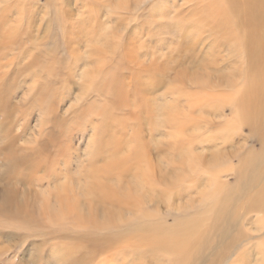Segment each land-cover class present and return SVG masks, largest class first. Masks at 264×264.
I'll list each match as a JSON object with an SVG mask.
<instances>
[{
  "label": "rangeland",
  "instance_id": "374dc122",
  "mask_svg": "<svg viewBox=\"0 0 264 264\" xmlns=\"http://www.w3.org/2000/svg\"><path fill=\"white\" fill-rule=\"evenodd\" d=\"M136 1L0 0V94L6 91L0 106V264L81 261L74 238L86 231L82 216L90 213L98 224L111 212L136 215L115 199L96 198V211L87 192L97 196L101 186L133 192L148 170L153 185L144 208L156 212L154 221L176 226V219L203 205L205 188L194 190L191 174L180 170L185 163L176 157L185 160L188 151L181 138L174 148L168 114L172 91L180 87L184 97L186 89V82L175 78L193 80L196 66V72L214 68L202 60L212 38L193 57L172 29L175 0H144L134 10ZM187 3L183 16L190 10ZM13 156L20 167L9 165ZM202 174V169L196 173L200 180ZM229 182L234 184V175ZM5 196L12 202L6 206ZM62 213L64 218L55 220ZM257 224L264 220L256 214L242 221L236 235L246 234L247 240L219 264H264V231ZM109 231L90 232L118 233ZM118 248L95 255L89 264H108ZM124 255L114 264H130ZM164 256L152 261L162 264ZM143 258L151 263V256Z\"/></svg>",
  "mask_w": 264,
  "mask_h": 264
},
{
  "label": "bare ground",
  "instance_id": "6f19581e",
  "mask_svg": "<svg viewBox=\"0 0 264 264\" xmlns=\"http://www.w3.org/2000/svg\"><path fill=\"white\" fill-rule=\"evenodd\" d=\"M143 2L137 0L134 10ZM172 3V29L181 33L180 42L191 56L194 57L198 50L202 54L203 46L212 38L211 48L202 60L208 63V59L214 68L205 72L202 67L196 72V66L193 80L175 78L178 82H186V89L183 88L184 97L182 88L172 91L173 105L168 114V120L175 126L174 148L183 142L189 155L185 160L176 157L179 163H185L180 170L191 174L193 180L189 184L195 185L194 190L205 188L201 192L203 205L195 214H184L183 218L176 219V226L154 221L156 212L144 208L149 200L146 191L153 185L150 170L140 174L133 192H112L103 186L97 196L89 191L86 198L94 210L98 211L96 198L105 202L115 199L114 203L133 209L136 215L131 214L132 211L128 217L111 212L98 224L92 223L90 213L78 216L86 231H78L82 234L74 238L82 256L81 261H71V264H89L95 255L116 245L120 248L107 258L108 264L118 262L121 254H125L130 264H160L152 260H158L161 254L165 255L162 264H219L228 260V255L247 240L246 234L241 237L236 234L248 215L256 214L264 220V0H190L187 16L181 13L189 4L187 0ZM220 56L223 59H218ZM5 93L0 94V106L6 103ZM13 158L9 165L20 167L18 159ZM201 169L204 176L200 180L196 173ZM231 174L235 176L232 186ZM1 203L6 206L12 202L5 196ZM2 209L0 206L3 214ZM17 209L22 210L20 206ZM69 209L67 207V213ZM65 215L62 213L55 220L61 221ZM70 215L74 218L71 213L67 214ZM145 219L152 221L147 223ZM258 224L257 228L263 232L264 225ZM202 226L205 227L202 234L192 241ZM113 228L118 233L103 237H95L90 232L107 233ZM134 234L135 237H129ZM263 247L264 240L260 249ZM149 248L150 252L142 251ZM126 253H131L129 259ZM134 255L138 257L132 260ZM144 256H151V263Z\"/></svg>",
  "mask_w": 264,
  "mask_h": 264
}]
</instances>
